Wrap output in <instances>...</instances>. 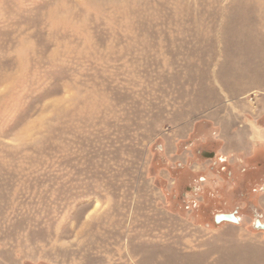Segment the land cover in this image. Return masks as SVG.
<instances>
[{
    "label": "rangeland",
    "instance_id": "obj_1",
    "mask_svg": "<svg viewBox=\"0 0 264 264\" xmlns=\"http://www.w3.org/2000/svg\"><path fill=\"white\" fill-rule=\"evenodd\" d=\"M263 115L264 0H0V264H264L201 194Z\"/></svg>",
    "mask_w": 264,
    "mask_h": 264
},
{
    "label": "crops",
    "instance_id": "obj_2",
    "mask_svg": "<svg viewBox=\"0 0 264 264\" xmlns=\"http://www.w3.org/2000/svg\"><path fill=\"white\" fill-rule=\"evenodd\" d=\"M256 123L264 128V115L259 117ZM250 141L253 144L250 151H242L243 154H240L238 160L229 161L228 164L221 163L219 175L214 181L215 186H212L214 192L205 187L206 197L203 198L205 206L209 204L207 209L215 206L214 209L218 208L222 211L220 214L239 211L238 220L240 219L246 228L253 224V219L256 217L253 214L261 215V212L264 221V144L256 143L253 138ZM242 145L247 149L245 140ZM218 150L219 147L217 152ZM203 152L214 153L216 157L214 151ZM210 193L213 200L212 197L209 198ZM262 235L264 238V234Z\"/></svg>",
    "mask_w": 264,
    "mask_h": 264
},
{
    "label": "flooded vegetation",
    "instance_id": "obj_3",
    "mask_svg": "<svg viewBox=\"0 0 264 264\" xmlns=\"http://www.w3.org/2000/svg\"><path fill=\"white\" fill-rule=\"evenodd\" d=\"M200 181L202 182V181H204V179L201 178ZM188 191H190V192L195 191V192H196L197 190H196V187L193 186V187H191V188L186 189V192H188ZM184 194H185V192H184ZM201 194H202V195H205L206 193H205V191H203V192H201ZM205 196H206V195H205ZM203 198H204V197H203ZM212 200H213V199H212ZM238 213H239V211H237V210H233V211H230V212L225 213V214H234V215L238 218ZM253 215L256 216V217L253 219L252 227H253L254 229L260 231L262 234H264V230L261 229L260 226L257 225V221H259L261 225H264V221H263L262 215H256V214H253ZM215 216H216V215H215ZM215 216H214V223L216 224V222H215ZM223 223H229V224H233V225H241V224H242V221L239 219V220H238V223L222 222V223H220V224H223ZM217 225H218V224H217ZM255 225H257L258 227L256 228Z\"/></svg>",
    "mask_w": 264,
    "mask_h": 264
},
{
    "label": "water",
    "instance_id": "obj_4",
    "mask_svg": "<svg viewBox=\"0 0 264 264\" xmlns=\"http://www.w3.org/2000/svg\"><path fill=\"white\" fill-rule=\"evenodd\" d=\"M202 154L204 157L209 159H213L215 157L214 153L203 152ZM215 222L216 224H220L222 222L238 223V218L234 214H218L215 216ZM257 225L264 230V225H261L259 221H257Z\"/></svg>",
    "mask_w": 264,
    "mask_h": 264
}]
</instances>
